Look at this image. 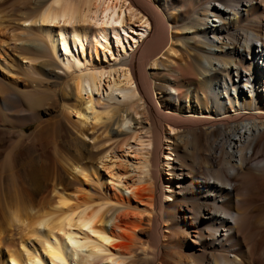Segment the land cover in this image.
I'll return each mask as SVG.
<instances>
[{"label": "bare ground", "instance_id": "bare-ground-1", "mask_svg": "<svg viewBox=\"0 0 264 264\" xmlns=\"http://www.w3.org/2000/svg\"><path fill=\"white\" fill-rule=\"evenodd\" d=\"M203 9L214 16L212 24L194 18L198 22L185 26L189 56L167 68L158 56L165 54L169 44L168 54L176 53L171 44L174 26L155 0H41L33 15L23 13L20 19L27 26H38L42 37L31 33L26 39L0 16V75L5 80L17 85L24 72L17 50L30 54L47 48L64 72H79L64 90L71 103L64 105L62 128L68 144L61 151L75 181L65 184L58 163L47 164L31 172L29 191H13L12 201L28 205L27 211L13 212V221L21 229V247L17 242L16 248L2 250V235L12 223H5L0 213V264H251L245 259L249 250L234 244L241 233L242 213L217 206L224 200L218 198L222 189L231 202L239 200L236 178L250 163L249 169L264 170V103L254 100L258 73L264 70V0H214ZM240 21L245 23L232 28ZM197 38L201 49L191 45ZM11 41L21 45L12 47ZM102 58H114V67H102L98 61ZM248 58L254 71L238 64ZM42 64L49 77H62L50 63ZM151 64L161 67V83L149 71ZM113 71L119 72L118 78ZM213 74L218 78L211 83L206 76ZM186 78L193 81L187 83ZM39 81L44 83L42 78ZM195 83L212 84L211 105L189 110L176 106L183 90L189 96ZM12 100L10 89L0 85V146L7 132L3 105L7 109ZM44 102L45 96L38 95L27 105L33 112L48 113ZM122 111L129 112L136 124L131 132L121 130ZM72 113L77 116L74 120ZM100 125L113 141L110 149L96 152L86 139H95L92 134ZM38 129L36 135L42 131ZM179 139L183 144H177ZM201 144L209 152L199 165L207 169L217 165L221 174L195 180L207 188L206 202H182L177 194L186 176L173 151L181 149L184 158L192 160L191 150ZM89 182L102 193H93L86 185ZM48 184L58 200L49 210L33 214L32 202ZM70 188L73 192L68 193ZM5 210L10 216L9 195ZM216 223L223 228L220 237L213 238V246L224 251L221 258L210 254L205 259V249L203 261H196L200 250L196 245L177 260L168 258L166 239L180 234L184 242L198 244L206 239L202 225H208L209 233ZM263 241L264 237L259 244Z\"/></svg>", "mask_w": 264, "mask_h": 264}, {"label": "rangeland", "instance_id": "rangeland-1", "mask_svg": "<svg viewBox=\"0 0 264 264\" xmlns=\"http://www.w3.org/2000/svg\"><path fill=\"white\" fill-rule=\"evenodd\" d=\"M40 1L41 0H0V16L3 17V20L7 25L14 29V33L16 35H19V37L26 39L31 33L42 37V32L38 28V26L34 24L32 26H27L28 23H23V20L20 19L25 16L22 15L23 13L33 15L37 3H39ZM155 1L160 4L161 8L165 9L164 11L167 14V18L174 26L173 28H171V34L173 35V39L171 40V42L173 43H170L172 44V47L175 49L176 53L173 52L171 55L168 54L166 49L169 48V44L163 51L165 54H160L158 56L160 57L161 61H164L163 63L167 68L169 67L170 63L175 64L177 63V61L181 62L184 59H187L189 56L187 47L186 45H184L186 44L185 42L187 40V34L184 32L185 26L198 22L196 19L194 20V18H197L199 20H209V25L212 24L211 19L214 18V16H208V13L203 9V7L205 5H210L214 0ZM244 23L245 21H240V23L232 26V28H235ZM10 44L12 45V47H15L16 45H21V42L18 41L16 43V41H11ZM191 45H194L200 49L202 48V43L198 40V38L194 42H192ZM16 55L19 65L22 68L21 70L24 71H19L20 75L22 74L21 76L19 75V83L17 85H14L5 80L0 75V85H2V87L6 86L7 88H9L14 98V100L10 102L11 105H8V110L3 104H1L3 105L2 122L3 125H5L7 132L5 134L6 141H3L4 143L2 142V145L0 146V213H3L2 216L4 215L5 217V223L9 221L10 224L12 223L9 230L4 232L5 234L3 233L2 235L3 241L1 240V247L4 252H6L8 249L16 248L17 242L18 247H21L18 241L21 235V229L19 225L13 221V212L14 210H16L18 213L19 211L20 213H22L26 210L28 205L26 203L24 204V202L21 201H18L19 203L15 200L12 201L11 198L12 194L14 192H18L19 190L20 192H22L21 190L29 191L28 186L30 185V182H32L31 172L36 168H41L42 165H51L54 163H58L65 174V184H69V182L71 183L75 181V173L73 170H71L72 168H70L63 162L61 151L63 145L68 144L66 142L67 138L65 137L62 128V124L65 121L63 115V112L65 111L64 105L71 103V101L68 100L69 98H64V90L68 82H71L73 76H75L79 72L77 70H71L69 74L68 72H64L62 63L59 60H55L51 53L49 54L47 48L43 49L40 53L30 54H26L24 53V51L17 50ZM26 56L29 58H26ZM98 61L99 64L105 69L114 67L116 63L114 62V58L113 60L102 58V60L98 59ZM250 61L251 59L248 58L244 61L241 60L238 64H240V66H242V68L246 69L248 72H250V70L254 71V66H251ZM45 62L50 63L49 67H52V69L60 72L62 77H49L47 74L48 71L45 69V66L44 68L42 67V63ZM148 69L153 75H155V82L157 84L161 83V77L163 76V74L161 73V67H157L154 64H151L148 66ZM82 72L85 73L86 69L83 68ZM24 73H26L31 78L27 76L26 78ZM223 73L227 74V72L225 71ZM113 74L115 78L119 77V72L113 71ZM230 75L231 74H229V77L232 76ZM258 76L260 77V82L258 85L259 89L257 87L258 94L256 95L258 97L255 96L254 100L256 102L258 101L264 103V70H261V72L258 73ZM206 77H208V79H211V83H213L212 81H215L218 78V74H213ZM41 78L44 79V83L46 85L43 82L39 81ZM34 79L37 80L35 81ZM201 79H203V76L201 77ZM192 81V78L185 79V82L187 83H190ZM193 86H195L196 88L189 90V96L188 90H183L181 101H175L176 106L179 105L183 107L184 110H189V108L192 107L200 108L201 106L206 107L207 105H211L210 95L212 91V84L206 83L204 86H197V83H195ZM246 89L249 90V88ZM230 92L234 94V90ZM157 93H160V91L157 90ZM247 94H249V92ZM38 95L45 96L44 103L46 104L45 108H48V113L44 112L41 109L33 112L30 106H28L33 96ZM159 97H161V95ZM230 106L231 105L228 103V108L232 110ZM122 112V114L124 115V124L121 130L123 132H131L136 124L134 120H131L129 116H127L129 112ZM138 117L140 118V116ZM71 118L72 120H74L77 118V116L72 113ZM39 127L42 128V131L40 135H36L35 133H37ZM113 128H117V125H113ZM18 131L23 132L22 135L24 136H21V138L17 137V134L19 133ZM108 134L110 135H107L105 129L100 125L92 134L94 135L95 139L87 138L86 141L89 147L92 146L91 148H93V150L96 152H99L100 150H107L111 148V143L113 141L111 140L110 142L109 139L111 133ZM178 143L180 145L183 144L181 139H179L177 144ZM101 144L104 145L103 147L101 146L99 148L98 146ZM202 145L203 144H201V146L198 147L197 150H191V157L194 161L193 164L191 163L192 160L190 158H187L188 160L184 158V154L181 149L173 151L176 157V163L181 165V168L184 171L183 173L186 176L184 177L183 188L177 194L178 199L182 200V202L188 200L195 203L206 202L207 188L205 189V187L203 188L200 185H197L195 180L216 177V175L221 174V171L219 172L218 169L219 166L217 165L211 169H207V166L201 168V165H199L204 161L203 156L205 155V153L209 152V150H207L206 147ZM251 167L252 165L250 163V165L245 167L244 170L240 172V174L236 178V184L240 185V191H238L239 200L231 202L230 200H228L229 195L226 190L222 189L218 194V198L222 199L221 197H223L224 200H219L217 207L221 211L229 212L230 210H233L242 213L240 217L242 218V220H240L241 233H238L239 236H236L234 238V244H242L241 247L242 249L244 248L243 250H249V253L245 252V259L247 258L246 260H249L248 263L264 264V241L261 245L259 244L261 238L264 237V170L254 171L252 169H249ZM162 173L164 178L167 177L165 171H162ZM165 181H167V179H165ZM50 184L47 185L46 190L43 189V191L37 194L34 199L35 201L32 202V205L34 204L33 214L34 212L36 215L40 212H45L48 207L49 210L54 204H56L58 195H54L55 193L52 191ZM86 185H88V187H91V191L93 190V193H97V195L99 193H102L97 185L91 182ZM92 185L93 187L95 186V189L92 187ZM67 191L68 193H71L73 192V189L70 188ZM7 195L10 196V216L9 213L5 210ZM212 200L213 199H210V201ZM207 227L208 225L206 224L202 225V228L204 229L203 234L205 235L206 239L203 242L198 241V244L193 243L191 240H187L186 242H184L180 234H178L179 231H176L179 236H176L175 239L168 238L165 240L167 245L168 258L177 260V258H179L180 256L183 257V255L189 254L191 245H196V247L200 248V250L198 251L199 259L196 260L198 262L203 261V258L205 257V249H207V257L205 259H208L210 257V254H213L212 256L214 258H221L220 255L224 251L218 246H213V243H215L213 238L214 236L220 237V235L217 234L221 233V231H223V228L218 227L216 223L215 225L213 224L211 226V229H209L208 233ZM194 233L195 232L192 231L191 235H194ZM242 237L243 239L239 240Z\"/></svg>", "mask_w": 264, "mask_h": 264}]
</instances>
